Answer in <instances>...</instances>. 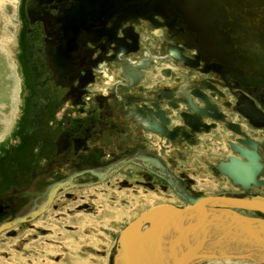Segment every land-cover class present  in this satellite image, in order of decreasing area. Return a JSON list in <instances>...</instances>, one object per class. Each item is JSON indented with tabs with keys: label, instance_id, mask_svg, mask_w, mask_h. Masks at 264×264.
Wrapping results in <instances>:
<instances>
[{
	"label": "flooded vegetation",
	"instance_id": "flooded-vegetation-1",
	"mask_svg": "<svg viewBox=\"0 0 264 264\" xmlns=\"http://www.w3.org/2000/svg\"><path fill=\"white\" fill-rule=\"evenodd\" d=\"M117 7H120V11L116 15L113 9ZM25 8L30 26L27 33L37 30L40 34L35 43L29 44L31 63L28 72L35 97L28 102L24 131L26 145L31 144L30 153L34 156L27 159L32 188L16 190L15 179L9 182L8 177L4 179L0 176V226L28 214L23 220L0 228V245L10 238H16V242L12 243L14 247H17L16 243L21 245L27 242L38 229L36 219L44 214L53 217L50 222L56 226L64 222L63 227L78 225L83 228L94 224V227L109 229L118 225L114 217L109 219L114 210L122 208L121 201H129L131 208L143 202L150 207L161 204L187 205L169 183L149 170L147 165L156 168L163 163L183 190L192 196H208L205 192L219 188L236 196L261 195L255 190H264V184L243 190L220 172L214 174L220 161H225L229 155L237 156L229 147V142L239 144L235 140L242 138L226 129L223 123L214 121L216 128L194 132L191 144L185 140L171 143L163 135L146 128L148 118L143 116L146 109L154 110L156 105L163 110L169 119V129L181 124L179 111H190L182 98L189 96L191 102L203 106L202 101L193 94L201 93L217 106L227 122H232L235 129L250 139L261 164L256 179L264 180V88L243 85L225 75L216 63L204 60L183 37L184 29L173 0H31L28 7L25 0ZM155 40L163 44L162 52L157 49L152 52L141 45L144 41L152 43ZM191 40L195 42L196 36ZM74 45L76 49L69 50ZM60 52L62 56L66 55L64 62ZM151 72L155 80L146 74ZM179 104L180 109H177ZM227 111L234 113L236 118L230 117ZM51 113L54 116L45 124V117ZM174 113L178 117L175 121L171 119ZM30 117L36 119L32 127H29ZM85 120L87 122L82 127ZM201 121L211 122L207 117H202ZM65 123L67 125L61 127ZM245 127L252 133H246ZM212 131L218 134V143L222 145L220 151L227 149L223 159H216V148L197 139L199 135H208ZM50 136L52 139L53 136L58 138L54 142ZM151 140L161 145L165 142L168 147L162 153L149 144ZM67 141L69 145H66ZM41 150L44 153L39 158ZM58 154H62L61 157ZM55 156L58 158L52 161ZM0 161V171L4 175L9 167L3 166L2 157ZM118 161L125 163L98 181L99 175ZM202 161V165H198ZM19 162L23 163L21 160ZM42 164L46 165L43 170ZM21 168L14 166L18 171ZM125 169L128 172L117 177ZM111 180L119 185L118 189L129 190L120 193L114 187L110 191L118 197L117 209L108 205L110 213L104 212L98 204H95L97 209L92 213L93 208L86 201L77 203L72 210L63 207L70 199L76 200V191L88 187L96 189ZM60 182L62 184L55 188L50 197V189ZM83 183L92 184L81 186ZM136 190L137 195L133 194ZM147 191L165 193L156 196ZM124 193L126 198L121 195ZM100 196L96 203L98 199L104 201L105 197ZM44 204L46 206L38 211ZM77 217V220L73 219ZM22 228L30 232L20 235ZM90 230H94L90 235L93 233L95 236H83L80 247L84 248L88 246V240L92 241L91 245L106 258L95 257L91 260L104 263L114 240L108 238L97 245L96 239L101 238V234L94 228ZM65 242L72 241L69 239ZM143 250L146 254L135 250L141 262L161 264L159 250L147 246ZM120 253L119 247L116 254ZM6 254L5 250L0 249L1 264ZM113 263L123 264L121 259L113 260Z\"/></svg>",
	"mask_w": 264,
	"mask_h": 264
},
{
	"label": "water",
	"instance_id": "water-1",
	"mask_svg": "<svg viewBox=\"0 0 264 264\" xmlns=\"http://www.w3.org/2000/svg\"><path fill=\"white\" fill-rule=\"evenodd\" d=\"M30 2L26 0L27 7ZM173 4L181 18L183 37L204 60L216 63L225 75L243 85L264 88V0H173ZM194 36L197 38L195 42L191 40ZM193 94L203 106L191 102L189 96L182 98L190 111H179L180 125L168 129V117L155 105L154 110L148 108L143 114L148 118L146 128L163 135L171 143L185 140L191 144L194 132H207L215 127L214 121H219L242 138L235 140L241 145L229 142L237 156L229 155L225 161H220L214 174L220 172L243 190L264 184V180L256 179L261 164L250 139L235 129L232 122H227L205 95ZM171 106L176 108L174 104ZM202 117L209 118L211 122H202ZM124 163L118 161L109 165L107 172L99 175L98 181ZM146 167L165 179L187 205L161 204L136 215L117 233L116 241L121 253L114 255V261L121 259L123 264H145L135 250L146 254L143 249L147 246L160 249L161 263L165 261V264H192L218 257L264 263V196H192L183 190L163 163L156 168ZM60 184L52 186L50 197ZM91 184L83 183L81 186ZM45 206L42 205L38 211ZM235 209L253 211L258 215H244ZM26 215L15 217L2 226L23 220ZM142 225L146 227L141 230Z\"/></svg>",
	"mask_w": 264,
	"mask_h": 264
},
{
	"label": "rangeland",
	"instance_id": "rangeland-1",
	"mask_svg": "<svg viewBox=\"0 0 264 264\" xmlns=\"http://www.w3.org/2000/svg\"><path fill=\"white\" fill-rule=\"evenodd\" d=\"M29 27L30 26L26 19L25 0H0V158L2 157L3 159V166H5L6 168L9 167V169H6L4 167L7 172L3 175V172L1 173L0 171V176H3L2 178L4 179L8 177L9 182H13L15 179L16 190H28L32 188L29 176L30 163H27V159L34 158V156H32V154L30 153L31 144H29V146L26 145V136L24 135V131L28 116V102L33 99V97H35L31 89L29 78L30 74L28 72V66L31 63V48L29 47V44L35 43V40L40 36V34L39 32H37V30H32L31 32L27 33V29ZM142 34H146V32H143ZM149 37L151 36L149 35ZM160 43L161 42L156 40L152 43H149V41H144V44L141 45H145L144 47L151 49L152 52H156V49L159 52H162L163 44ZM153 44L156 48L152 47ZM146 74L150 78L152 77L151 80H155L153 78L152 72ZM142 81L144 82L145 80L143 79ZM226 113H228L230 117L234 119L236 118V115L234 113H231V111H227ZM53 116L54 114L52 113L49 115V117L46 116L44 119V123L48 124ZM176 118H178L177 114L174 113L171 119L175 121ZM33 119H31L30 117L29 127H32L34 121L36 120ZM86 122L87 120H85V123H83L82 127L86 124ZM66 125V123L64 125L62 124L61 127ZM245 129L246 133H252L249 128L245 127ZM53 137L54 140L51 136L50 139L55 142V139H57L58 136H56V138L55 136ZM197 139L198 141H203L209 146L217 149L218 153H215L216 159H223L227 155V149L220 151L222 145L218 143L220 139L218 138V134L216 133V131H212L208 135H199ZM149 144L154 145V147H156L162 153L168 147L165 146V142L163 143V145H161L160 142L156 140H151V143L149 142ZM66 145H69L68 141L66 142ZM224 146H226V144ZM52 149V152H54V148ZM43 153L44 151L41 150V153L38 157L42 158ZM61 155L62 154H58V157H61ZM58 157L55 156L52 161L56 160ZM20 160L23 161V163L19 162ZM13 161L16 163L15 165H12L14 163ZM202 163L203 161L198 165H202ZM14 166H19L22 168L20 169V171H18L14 169ZM44 168H46V165L42 164L41 169L43 170ZM125 172L128 171L126 169L122 170L119 174H117V177H122V173L125 174ZM111 183H113L112 180L109 183L107 182L102 185L100 184L99 186L95 187L96 189L88 187L78 190L75 192V197H77L76 200L72 201L70 199L69 201L65 202L63 207H68L72 210L77 203L79 204L86 201L93 208L92 213H95L97 209V206L95 204L100 205L101 209L104 212L110 213L108 205L116 207V209L118 208V197H116L113 193H110V191L112 192L114 190V187H116L118 192L120 193H123L124 190H129L123 189L122 187L121 189H118V184L113 183L112 185ZM210 188L216 189V187L214 186H211ZM139 190L140 188H138V191ZM255 191H257L258 194L264 195L263 189H258ZM210 192L211 189L209 190V192H205V194H209L212 196L230 194L234 195L233 193L222 190L221 188H219V190L217 191L212 190V192ZM146 193L160 196L165 192L158 193L155 191H147ZM99 194H101V196ZM133 194L137 195V190L135 191V193L133 192ZM121 195L126 198V193ZM99 196L105 197V199L104 201H100V199H98V202L96 203ZM164 197L168 198V196ZM121 204L122 208L119 210H114L113 216H110L109 219L112 220V218L114 217L118 221V225L117 227H109V229H105L104 226L94 227V224L90 225L91 227L85 226L83 228H79L78 225H76L75 227H63L64 222H60L58 226H56L55 223L51 224L50 222V219L53 217H51L50 215L48 216V214H44L43 216L36 219L35 223L38 229L31 234V237L29 238V240H27V242L21 245H18V243H16L17 247H14L12 246V243L16 242V238H10L5 243L0 245V249L5 250L8 253L6 254V257L2 258V260H4L3 264H113V257L116 254L117 249L119 248L116 241L117 233L125 225L131 222L136 215L142 212V210H146L148 206L150 207V205L146 204V202H143V204L137 205L134 208H131L129 206V201H121ZM175 206L181 207L180 204ZM238 212L244 215H258L256 212L246 210ZM73 213H77V211H73ZM67 214L68 216H70L69 213ZM96 216L97 214L95 215V217ZM78 218L79 217L73 219L77 220ZM102 220L106 219L102 218ZM46 222L52 227L47 226ZM144 227H146V225H142L141 229ZM90 228H94L95 231L98 230V233L101 234V238L99 236L98 239H96L97 245H99L100 241L105 242V240H108V238L111 241L114 240L113 248L110 250V255H108V259L104 261V263L102 261L97 262L94 259L91 260V258L95 257L106 258L105 254L100 255L101 253L91 245L92 241L89 242L88 240V246L84 244L86 247H80L81 239L83 238V236H89L90 232H94V230H90ZM85 229L86 231H81ZM28 232L30 231H28L27 228H22L19 234L22 235L23 233L26 235V233ZM92 234L93 233H91V235ZM69 235L71 236V238H69ZM69 239L72 242H65L66 240L69 241ZM18 241L19 239L17 240V242ZM134 248L138 247L135 246ZM203 260L196 261L192 264H256L251 261L235 258Z\"/></svg>",
	"mask_w": 264,
	"mask_h": 264
},
{
	"label": "bare ground",
	"instance_id": "bare-ground-1",
	"mask_svg": "<svg viewBox=\"0 0 264 264\" xmlns=\"http://www.w3.org/2000/svg\"><path fill=\"white\" fill-rule=\"evenodd\" d=\"M120 11V7H117V8H115V9H113V13H116V15L118 14V12ZM75 42V41H74ZM76 49V45H74V46H72V48H70L69 50H75ZM63 51V50H62ZM64 54V53H63ZM60 56H61V58H62V61L64 62L65 60H64V56H66V55H64V56H62V53L60 52ZM177 109H180V104H179V106L177 107ZM218 123V122H217ZM215 128H216V126H215ZM187 204V203H186ZM253 212V211H252ZM141 228V227H140ZM159 254H160V259H161V250L159 249ZM152 255V254H151ZM212 259H234L233 257H218V258H212ZM235 259H240V258H235ZM203 260V259H202ZM207 260H209V259H207ZM211 260V259H210ZM243 260H246V261H249V260H247V259H243ZM199 261H201V260H199ZM204 261V260H203ZM251 262H253V263H256V264H264V263H262V262H255V261H251ZM161 264H165V261L163 262V263H161Z\"/></svg>",
	"mask_w": 264,
	"mask_h": 264
}]
</instances>
